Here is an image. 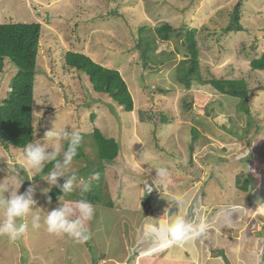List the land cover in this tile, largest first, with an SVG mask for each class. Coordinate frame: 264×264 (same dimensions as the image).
Returning a JSON list of instances; mask_svg holds the SVG:
<instances>
[{
    "label": "rangeland",
    "instance_id": "rangeland-1",
    "mask_svg": "<svg viewBox=\"0 0 264 264\" xmlns=\"http://www.w3.org/2000/svg\"><path fill=\"white\" fill-rule=\"evenodd\" d=\"M32 1L31 3V0H0V23H41L40 48L36 56L34 78L33 141L39 140L44 143L45 133L53 126L82 133L81 144L85 155L77 160L73 159L69 166V172L75 174L74 191L65 196L59 187L54 186L52 189L59 188L60 199L63 200L75 201L98 197V203L94 206L95 216L86 224L88 239L82 242L87 246L86 249L90 247L88 251L93 252L92 256L97 260L101 253L104 255V249H99L104 244H111L106 253L120 255L121 241L118 234L122 225L115 221L117 214L106 215L113 209L130 211L142 209L149 215L146 216L142 228L144 234L141 232L145 240L140 244L146 242L145 236L157 243L166 240L165 237L168 236L164 232V225L169 221L150 216L149 209L151 211L154 203L149 199L154 200V195L152 193L144 195L145 183L140 182L146 179L145 174L156 175L155 169L146 171L149 167L159 166L168 167L170 177L168 175L165 181L171 177L184 178L187 181L189 178H199V182L195 184L185 182L170 192L177 196L176 193L189 194L191 190L197 201H204L209 205L212 219L215 215L220 217L219 231L223 232L221 237H225V241L221 243L224 247L222 254L224 264H226L224 253L228 249V254L233 260L238 258L234 254L238 250V254H244L242 259L249 261V251H244L242 247L244 244L257 250L264 248V238L260 237L264 234V222L258 215L253 216L254 221L251 220L248 224L249 229L255 233L253 236L256 245H253V238L251 241L242 239L241 233L238 240L233 238L235 240L227 241L229 228L223 227L224 223L230 221L224 219L225 214L231 212V208L239 204L240 199L244 197L237 193L240 189L234 184L237 174L249 172L260 180L264 176V70H252L249 63V60L258 57L264 51V0H239L242 2L240 23L244 30L238 32L221 30L231 21L230 13L238 0ZM165 22L174 26H186L187 30L197 29L196 40L203 78L215 76L246 80L250 91L249 113L235 104L237 103L235 98L222 96L213 89L194 86L191 88L193 91L190 89L184 91L183 86L177 83V72L174 67L172 68L174 77L173 74L165 75L161 69L164 67L166 70L167 66L159 65L161 63L174 65L178 63V59H183V49L178 50L183 39H171L162 43L156 38L152 48L151 45L143 44L138 48V39L142 33L153 35L155 28ZM144 25L147 27L144 28ZM67 50L81 52L98 64L118 70L133 99L136 117L139 121L146 120L145 124L132 123L131 112L125 111L108 94L93 91L85 74L73 69H63L62 56ZM173 53L177 55L176 62L171 60ZM16 72V66L6 60L0 75V103L10 93V83ZM168 79L173 86L168 85L166 81ZM198 90L202 92V96ZM190 98L193 101L192 109L186 110ZM138 112L141 113V117L137 116ZM159 113L164 116L160 118ZM180 116L186 118L183 120L185 122L179 123L175 120ZM162 119L163 122H160ZM221 119L224 120L223 123L218 122ZM93 126L99 127L107 138H116L121 151L118 160L122 159L123 163L120 161L114 163V160L103 162L97 159V146L92 135H89ZM195 127L198 133L195 132L197 135L194 137L192 129ZM141 139L145 142L144 151L137 156L134 154L129 156L128 152L134 143ZM61 143L65 147L66 141ZM23 150L24 148L16 147L5 149L0 143V180L24 179L18 191L23 193L31 185L35 190L33 199L36 201L26 218L29 228L21 239L11 241L6 236H0V258L7 252L14 264L32 262L27 254V249L30 251L31 247L33 260L35 254H39L41 259L49 261L50 264L54 263L61 253L63 255L73 253L76 257L73 249L76 243L73 239L66 235L50 234L46 230L44 218L47 211L58 207L60 203L58 199L47 203L42 192V189L48 188L47 182L40 176L32 177V173L27 170L20 169L19 176L16 173ZM59 160H62V157H59ZM130 163L131 165L127 166ZM260 165L263 168L260 169ZM143 171L145 173H141ZM95 173L99 174L98 180L92 179ZM64 179L59 178L61 185ZM86 180H92L91 191L81 197L80 186ZM166 189L168 190V186ZM158 190L160 187L154 188V194ZM138 191L141 193L139 198L142 206L137 209L135 201ZM201 192L205 193V197H200ZM249 193L248 190V195ZM5 195L7 196V193ZM249 199L252 200L253 196ZM197 201L196 206L199 205ZM196 206H189L186 210V213H190L187 219L190 220L191 217L193 223L200 218L198 216L200 206ZM157 208L159 209L158 206ZM235 211L236 209L230 218L234 219L236 225L241 224L242 217ZM36 214L41 217V226L33 229L31 217ZM3 218V209L0 208V222ZM154 226L160 231L153 233L151 230ZM210 231L214 233L213 228H210ZM234 233L232 237L238 235L239 228L235 227ZM231 243L234 245L229 248L228 245ZM19 251L20 258L17 262ZM180 251L176 248L174 253ZM253 252H257L260 258V251ZM262 259L264 263V254ZM73 260L69 258L66 262L71 264ZM96 264L100 262L96 261ZM242 264L246 263L243 261Z\"/></svg>",
    "mask_w": 264,
    "mask_h": 264
},
{
    "label": "trees",
    "instance_id": "trees-1",
    "mask_svg": "<svg viewBox=\"0 0 264 264\" xmlns=\"http://www.w3.org/2000/svg\"><path fill=\"white\" fill-rule=\"evenodd\" d=\"M241 5L242 2L238 0V3L230 13L231 21L221 30L224 32L244 30L240 23ZM143 27L147 26L144 25ZM196 33L197 29L195 28L187 30L186 26L175 27L165 22L155 28L153 35H140L138 43L139 47H142L141 44H143L145 46L151 45L152 48L156 38L162 41V43L168 42L171 39H183V43L178 49H183V59H179L175 66L177 81L185 88H189L193 82L207 84L222 96L235 98L234 100L237 102L235 104L249 113L248 99L250 91L244 78L230 79L215 76L203 78ZM40 37L41 25L39 22L0 23V75L4 70L6 60L10 61L17 68V72L10 83V93L0 103V143L5 149L9 147L23 149L34 139V78L37 66L36 56H38L40 48ZM62 58V68L65 70L73 69L80 74H85L93 91L99 92V94H108L127 112L133 110V99L126 82L118 70L98 64L89 58V56L77 51L67 50ZM249 63L252 70H264V51L258 57H253L249 60ZM190 103L192 102L190 101ZM159 116L161 118L164 115L161 113ZM159 121L163 122V119ZM195 132L198 133L196 127L192 129L194 137L197 135ZM89 135H92L94 138L97 146V159L99 161L111 162L117 157L119 144L114 138L105 137L99 130V127L95 126L92 127ZM66 147L67 143L65 144ZM82 155H85V153L83 145L80 144L74 159L77 160ZM57 159L59 160V157ZM52 169L53 164H49L44 169L43 174L46 175ZM241 174L237 175L235 185L240 190L247 191L250 180H242ZM49 195L52 197L53 202L56 201L61 196L60 189H51ZM87 199L93 205L98 203V197H88ZM109 203L112 205L111 201ZM260 237L264 238V234ZM262 258L263 256H260L263 262Z\"/></svg>",
    "mask_w": 264,
    "mask_h": 264
},
{
    "label": "crops",
    "instance_id": "crops-1",
    "mask_svg": "<svg viewBox=\"0 0 264 264\" xmlns=\"http://www.w3.org/2000/svg\"><path fill=\"white\" fill-rule=\"evenodd\" d=\"M169 24H171V23H169ZM175 27H179V26H175ZM176 58H177V55L174 53V56H173V58H171V60L175 61ZM172 65H173V63L165 64V65L161 63L159 66H162V67L167 66V67H165V68H167L166 70L163 69L164 67L161 70L164 71L166 76L173 74V77H174L175 74L173 73V69L175 68L177 63L174 64L173 66ZM154 66L155 65H151V67H154ZM200 67L202 69L201 62H200ZM166 81H168V85H172L170 79H168ZM177 83H178V81H177ZM180 85H182V84H180ZM194 86H200V88L205 87L207 90L212 89L207 84L204 85V84H200L197 82H193L189 88H185L183 86V89H184V91H185V89L191 90V88L193 89ZM180 88H182V87H179V89ZM176 90H178V87L176 88ZM191 91H193V90H191ZM198 91H200V90H198ZM197 93H198L197 95L200 96L199 92H197ZM200 93L202 96L201 91H200ZM158 99H160V98H158ZM249 99H250V97H249ZM160 101H164V100L160 99ZM185 101H188V100H185ZM190 101L193 102L192 98H190V100L188 102H190ZM167 104L169 107L170 99H169V103H167ZM191 107H192V103H190L185 108H186V110H189V108H191ZM136 111H138V110H136ZM202 111H203V109H202ZM130 112L133 115L132 123H134V124L135 123L136 124L137 123L138 124L144 123L145 124L146 120H140L139 121L137 119L136 114H135L134 102H133V110ZM137 116L141 117V113L138 112ZM185 119L182 116H180V117H178V119H175V120H177L180 123V122H185V121H183ZM143 137L145 138L144 135H143ZM111 138H114L116 140L115 137H111ZM144 149H145V142L141 139V140H138V143H134L132 149H130V152H128V154L130 153L129 156H131L133 154L137 156V155H139V153H142L144 151ZM120 152L121 151L119 150L118 155L120 154ZM122 152H123V150H122ZM118 155L115 158L117 160L114 159V163H116L117 161L121 162L122 159L118 160L119 159ZM249 161H250V159H248V163H250ZM121 163H123V162H121ZM129 165H131V163L127 164V166H129ZM149 168H151V167H149ZM259 168L261 169L263 167L260 165ZM136 170H138V169H136ZM141 173H145V172L143 171ZM241 173H242L241 174L242 180L243 179H249L250 183H248V185L251 184L248 188V190L250 191L249 195H248V190L247 191L240 190L237 192L239 194H242L244 197H242L240 199L239 204L234 205L233 209L231 208V213L233 212V210L236 209L235 212L238 213L242 217L241 224L236 225L235 222H233L234 219L230 218V221H227V223H224L223 227L229 228V235L227 237V241L235 240L233 238H236L238 240L240 238V233H241V234H243L241 237L242 239L244 238V240L251 241L250 239L253 238L254 239V240H252L253 245H256V239L253 236V234H255V233H253V231L249 229L248 224L253 219V216L255 217L257 215L260 219L263 218L262 221L264 222V214H263L264 213V176L261 177L262 178L261 180H263V181H261L260 178H258L256 175H252L249 172H246V173L241 172ZM145 175H146V179H144L143 181H140L142 184L143 183L151 184L150 182H148V181H151V182H153L152 185H161L160 190H158L157 193L154 194V191L152 193L154 195L153 196L154 200L151 201L149 199V201L151 203H154L153 204L154 207L152 205L153 208H151V211L149 209L150 216H153L154 218L157 217L160 220H164V221H167V220L169 221L170 220L169 215L173 212H174L173 216L184 215L186 217V219L188 218V215L190 216V213L189 212L186 213V210L189 208V206H191V207L194 205L196 206L195 202L197 201V197L194 198L195 195H193L194 194L193 191L190 190L189 194H183V195L181 194L182 196L179 195V193H176V194H178L177 196H179V197L181 196L184 199V203H182L178 206H176L173 202H169L167 199L170 196H176V195L172 194L170 192V190H175L177 188V186L183 185V184H185V182L186 183L188 182L189 184H195L196 182H199V178H194V179L189 178V181H187L184 178H172L171 177L170 180L164 181V184H166L168 186V190H167L166 187H164L163 184H161V181L156 179V175H154V176H153V174L152 175L151 174H149V175L145 174ZM169 177H170V175H169ZM236 178H237V176H236ZM235 183H236V179H235ZM204 194L205 193L201 192L200 197H205ZM140 195H141V193L139 194V191H138V197L136 198V201H135V203H136L135 207L137 209L140 206H142V202L140 201V198H139ZM252 196H253V199L250 200L249 198H251ZM255 196H259V198H255ZM197 202L199 204L197 206H200V208L198 210V216H200V218L197 219L196 222H194V224L199 225V224L203 223V224L207 225L208 231H207V235L205 237L190 239L189 241H187L185 243L176 244V243H173L169 237H165L166 238L165 241L157 243L154 240H148V238L145 236L146 242H144V244H140L142 241L145 240V239L143 240V238L141 236V232H142V228H143L144 223H145L146 216H149V215H147L145 210H142V209H141V211L140 210L130 211L127 209H125V210L124 209H120V210L113 209V210L109 211L111 213L106 214V215L115 216V214H117L115 216L116 217L115 221H119L120 225H122V229H120L121 232L119 231V234H118V237L120 238V241H121V242H119L121 244V250L119 252L120 255H116V254L111 255L110 252L106 253V251L108 250V248L110 247L111 244H109V245L104 244V246L99 248V249H104L105 253H104V255L101 253L100 258L96 260L94 258V256H92L93 252L88 251V249L90 247L88 249H86L87 246L85 245V243L74 241L76 244L73 245V249H74L76 257L73 256V253H72V255H69V254L63 255L61 253V254H58V259L53 261L54 263H51V264H55V263L68 264L66 261H68L69 258H71L72 260H73V258H75V260H73L71 262V264H96V261L100 262V264H108V263L110 264L111 262L115 263V264H224V262L222 261V254H223L224 247L222 246L221 243L225 241L224 240L225 237H221V234L223 232L219 231L221 229L220 228L221 226H219V224H218L219 221H221V219L217 215H215V218L212 219L213 215L210 216V214H209V205H206L204 201H197ZM93 206H96V205H93ZM157 206L159 207V209L157 208ZM135 207L132 206V208H135ZM161 207L163 209L160 210ZM110 209H112V208H110ZM131 217H133V219ZM190 221H192L191 217H190ZM252 221H254V220H252ZM235 227L239 228V233L236 237H232V235L235 234L234 233ZM210 228H213L214 233H212L210 231ZM142 233L144 234V232H142ZM219 235H220V237H214V236H219ZM261 239H263V238H261ZM233 245L231 243L228 245V247L231 248V246H233ZM250 245H252L251 242H250ZM242 247H244V251H249V257H250L251 261L250 260L249 261L243 260L242 256L244 254H242V253L238 254V250H236L234 253L235 256H237L238 258L233 260L232 256H230L228 254V251H229V249H228V251L224 253L225 254L224 257L226 256L228 258L230 264H242L243 261L246 264H255L258 256H257V252L255 253V252H253V250L260 251L261 257L264 254V248L257 250L251 246L246 247L245 244ZM176 248L180 249L181 251L179 253H174ZM212 251H215V252H212ZM20 252L21 251L17 252V262H18V258H20ZM69 253H71V252H69ZM3 254L5 256L0 258V264H14L13 260H11V256L9 254H7V252H5ZM27 254L29 255V259L32 260V262L23 261L22 264H33V263L34 264H36V263L37 264H50L49 261L45 262V259H41V256L39 254H35V257H34L35 261H34L32 258L33 257L32 256V254H33L32 247L30 248V251L27 249ZM178 256H182L183 258L181 259ZM106 259L111 260V261H105Z\"/></svg>",
    "mask_w": 264,
    "mask_h": 264
},
{
    "label": "clouds",
    "instance_id": "clouds-1",
    "mask_svg": "<svg viewBox=\"0 0 264 264\" xmlns=\"http://www.w3.org/2000/svg\"><path fill=\"white\" fill-rule=\"evenodd\" d=\"M138 48H140L139 45ZM218 122L223 123L224 120L221 119ZM82 138L83 136L80 131H69L64 127L54 128L53 126L51 130L45 133L44 143L35 140L25 146L19 167L16 169L17 175L19 176V170L23 169L24 171L31 172L32 177L40 176L45 180L48 188L42 189V192L45 194L46 201L49 204L52 202V197L48 196L47 193L54 186L59 187L65 196L71 194L74 191L75 174L69 172V166L77 155ZM49 141H52V143H49ZM61 141H66V148ZM58 157H62V160H58ZM49 164H53V169L44 175V169ZM149 169H155L156 179L161 181L164 187H167L164 181L169 175L168 167H152L146 171ZM59 178H65L62 185L59 183ZM92 179L98 180L99 174H93ZM23 181L24 179H16L15 181L0 180V208L3 209L4 215L2 222H0V236H6L11 241H17L25 235L29 228L26 218L33 210L32 206L36 204V201L33 199L35 190L31 185L23 193L18 191ZM160 186L145 183L144 195L146 193H153L151 192L154 190L153 188L158 189ZM91 187L92 180L84 181L80 186L81 197L90 192ZM6 193L7 196L5 195ZM58 200L60 201L59 206L47 211V216L44 218L46 230L50 234L66 235L76 242L86 241L89 235L86 224L93 220L96 212L93 204L85 198L70 201L60 199L59 196ZM167 200L173 202L176 206L184 203V199L177 196H170ZM173 213L168 214L170 220L164 225V232L173 243H185L190 239L205 237L207 235L208 229L206 224L201 223L196 225L186 219L184 215L173 216ZM231 214V212L226 213L224 219L229 220ZM40 221L41 217L38 214L33 215L31 217V227L38 229L41 226ZM151 231L157 233L160 229L154 226ZM257 264H262L260 258L257 259Z\"/></svg>",
    "mask_w": 264,
    "mask_h": 264
},
{
    "label": "water",
    "instance_id": "water-1",
    "mask_svg": "<svg viewBox=\"0 0 264 264\" xmlns=\"http://www.w3.org/2000/svg\"><path fill=\"white\" fill-rule=\"evenodd\" d=\"M224 258H225V262H226V264H230L228 258H227L226 256H225Z\"/></svg>",
    "mask_w": 264,
    "mask_h": 264
}]
</instances>
